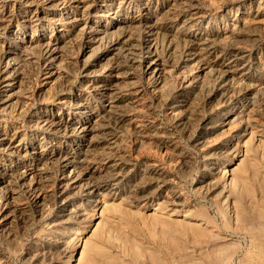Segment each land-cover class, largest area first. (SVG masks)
Wrapping results in <instances>:
<instances>
[{
  "label": "rangeland",
  "instance_id": "rangeland-1",
  "mask_svg": "<svg viewBox=\"0 0 264 264\" xmlns=\"http://www.w3.org/2000/svg\"><path fill=\"white\" fill-rule=\"evenodd\" d=\"M40 1L0 0L11 11L0 57L30 40L9 79L22 78L25 106L0 109V206L18 227L0 218V264H29L32 245L48 249L41 264H242L257 253L264 0ZM67 196L73 223L55 228Z\"/></svg>",
  "mask_w": 264,
  "mask_h": 264
},
{
  "label": "bare ground",
  "instance_id": "bare-ground-1",
  "mask_svg": "<svg viewBox=\"0 0 264 264\" xmlns=\"http://www.w3.org/2000/svg\"><path fill=\"white\" fill-rule=\"evenodd\" d=\"M40 1V0H39ZM58 1V0H57ZM63 1V0H62ZM65 1V0H64ZM63 1V2H64ZM36 2V1H35ZM41 2V1H40ZM45 2V1H44ZM52 2V1H51ZM54 2V1H53ZM59 2V1H58ZM67 2V1H66ZM70 2V1H69ZM82 2V1H81ZM12 3V2H11ZM21 3V2H20ZM24 3V2H23ZM61 3V2H60ZM72 3V2H71ZM76 3V2H75ZM8 4H10L9 2H8ZM7 4V5H8ZM80 4V3H79ZM4 5H5V3H4ZM6 5V6H7ZM20 5V4H19ZM22 5V4H21ZM54 5V4H53ZM60 5V4H59ZM63 5V4H62ZM11 6V5H10ZM35 6V5H34ZM43 6V5H42ZM68 6V5H67ZM19 7V6H18ZM26 7V6H25ZM36 7V6H35ZM20 8V7H19ZM33 8V7H32ZM61 8H63V7H61ZM73 8H74V6H73ZM21 9V8H20ZM18 11H19V9H17ZM53 10V9H52ZM16 11V10H15ZM24 11V10H23ZM47 11V10H46ZM11 12V11H10ZM10 12L8 11H6L5 13H4V11H2V9H1V7H0V32L1 31H3L4 29H6L7 28V23L9 22V21H11V19H10ZM22 12V11H21ZM40 12V11H39ZM70 13V12H69ZM34 14V13H33ZM45 15H46V13H44ZM26 15V14H25ZM70 15V14H69ZM29 16H31V14L29 15ZM44 16V15H43ZM68 16V15H67ZM72 16V15H71ZM75 16V15H74ZM20 17V16H19ZM32 17V16H31ZM35 17V16H34ZM73 17V16H72ZM77 17V16H76ZM21 18H22V16H21ZM69 18V17H68ZM28 19V18H27ZM27 19H26V23H27ZM31 19H33V18H31ZM77 19V18H76ZM34 20V19H33ZM31 21V20H30ZM34 22V21H33ZM69 22V21H68ZM14 23V22H13ZM29 23V22H28ZM15 24V23H14ZM33 24V23H32ZM31 25V24H30ZM74 26V25H73ZM23 27V26H22ZM95 27V26H94ZM19 28V27H18ZM93 28V27H92ZM10 29V28H9ZM21 32V31H20ZM24 34V33H23ZM96 35V34H95ZM13 37V36H12ZM16 37V36H15ZM26 37V34L24 35V38ZM23 38V37H22ZM89 38V37H88ZM14 39V38H13ZM17 39H18V37H17ZM16 39V40H17ZM30 40H22V39H19V40H17V42L15 43V44H10V43H7V44H5L6 46H5V49H4V51H3V55L0 57V58H2V57H7V62H5L2 66H1V70H2V81H3V83L5 82V84H3V85H1L0 87H1V89H0V109L2 110V111H4V112H10V113H14V112H16L17 110H18V113H19V111H20V109H22V107L23 106H25V100H24V94H23V90H21L19 87H20V84H21V82H22V78L21 77H16V78H14V82H13V79H12V82L11 81H9V79H10V75H12V73H13V71H14V69H16V66L18 65L17 64V62L15 61L16 59H19L20 58V56H22V55H24L23 54V52L24 51H26L27 50V47L28 46H26V45H28V43H30L29 42ZM6 43V42H5ZM25 43H27L26 45H25ZM49 43V42H48ZM51 43V42H50ZM50 43H49V45H50ZM44 44V43H43ZM46 44V43H45ZM52 44V43H51ZM47 45V44H46ZM48 46V45H47ZM45 47V46H44ZM46 48V47H45ZM49 48H51V47H49ZM103 49V48H102ZM48 52V51H47ZM99 52H100V50H99ZM160 61V60H159ZM236 61V60H235ZM149 62V61H148ZM19 63V62H18ZM15 64H17L16 66H15ZM150 66V65H149ZM19 67V66H18ZM13 68V69H12ZM149 68V67H148ZM145 69H147V68H145ZM157 69V68H156ZM154 70V69H153ZM16 71V70H15ZM152 71V70H151ZM17 72V71H16ZM183 73V72H182ZM186 73V72H185ZM12 77V76H11ZM158 77V76H157ZM185 75H182L181 76V78L184 80L185 78ZM226 77V76H225ZM191 78V77H190ZM152 80V79H151ZM158 80V79H157ZM181 80V79H180ZM186 83V82H185ZM159 84V83H158ZM112 87V86H111ZM19 88V89H18ZM131 93V92H130ZM120 94V93H119ZM130 97V96H129ZM26 98V97H25ZM132 98V97H131ZM117 103V102H116ZM31 106H33V105H31ZM180 107V106H179ZM24 108V107H23ZM26 108V107H25ZM179 110V109H178ZM187 111V110H186ZM36 112H37V110H36ZM9 113V114H10ZM17 113V114H18ZM21 113V112H20ZM172 113V112H171ZM234 113V112H233ZM4 114V113H3ZM42 114V113H41ZM174 114H175V112H174ZM178 114V113H177ZM229 114V111H227L226 112V114L225 115H228ZM36 115H37V113H36ZM188 115V114H187ZM38 116V115H37ZM40 116V115H39ZM230 116V115H229ZM233 116V115H232ZM174 117V122H175V124H177V125H179V126H182L183 125V122H184V120L181 122V117H180V115H177V116H173ZM186 117H188V116H186ZM224 117V116H223ZM39 118V117H38ZM231 118V117H230ZM36 119V118H35ZM186 119V118H185ZM229 119V118H228ZM232 119V118H231ZM36 121V120H35ZM85 121V120H84ZM92 122V121H91ZM222 123V122H221ZM92 125V124H91ZM203 126H205V125H203ZM0 127H2V126H0ZM89 127V126H88ZM207 127V126H206ZM83 128H84V126H83ZM197 129V128H196ZM203 129V128H202ZM3 130V129H2ZM88 130V129H87ZM198 130V129H197ZM200 130V129H199ZM1 131V130H0ZM205 131V130H204ZM85 132V131H84ZM94 132V131H93ZM5 137V136H4ZM4 139V138H3ZM1 140V139H0ZM108 142V141H107ZM102 143V142H101ZM109 143H111V142H109ZM110 145V144H109ZM107 148V147H106ZM106 150V149H105ZM108 153V152H107ZM106 153V154H107ZM112 153V152H111ZM86 154V153H85ZM103 154V153H102ZM117 155V154H116ZM82 156V155H81ZM114 156V155H113ZM118 156V155H117ZM116 156V157H117ZM107 158V157H106ZM113 158V157H112ZM114 159H115V157H114ZM124 159V158H123ZM118 160V159H117ZM113 161V160H112ZM122 161V160H121ZM111 162V161H110ZM116 162V161H115ZM228 162H232V158L228 161ZM113 163V162H112ZM111 164V163H110ZM115 164V163H114ZM116 164H117V162H116ZM159 164V163H158ZM208 164V163H207ZM71 165V164H70ZM122 165V164H121ZM213 165V164H212ZM67 165L65 164V167H64V169H62V177H67L68 176V171H69V168H68V166L66 167ZM111 166V165H110ZM114 166V165H113ZM123 166V165H122ZM121 166V167H122ZM159 166V165H158ZM214 166H216L215 164H214ZM101 167V166H100ZM119 167V166H118ZM128 167V166H127ZM99 168V167H98ZM110 168V167H109ZM163 168V167H162ZM115 169V168H114ZM121 169V168H120ZM154 169H156V168H154ZM157 169H161V168H157ZM213 169V168H212ZM216 169V168H215ZM99 170V169H98ZM105 170V169H104ZM113 170V169H112ZM111 170V171H112ZM118 171V170H117ZM123 171H124V169H123ZM125 171H127V170H125ZM158 171H160V170H158ZM74 172V171H73ZM100 172V171H99ZM98 172V173H99ZM103 172V171H102ZM101 172V173H102ZM106 172V171H105ZM156 172V171H155ZM207 172V171H206ZM101 173H99V174H101ZM159 173V172H158ZM27 174V173H26ZM107 174V173H106ZM110 174V173H109ZM208 174V173H207ZM30 175V174H29ZM85 175H88V174H85ZM122 175V174H121ZM155 175H157V174H155ZM99 176V175H98ZM101 176V175H100ZM111 176V175H110ZM113 176V175H112ZM135 176V175H134ZM154 176V175H153ZM152 176V177H153ZM160 176V175H159ZM208 176V175H207ZM211 176V175H210ZM93 177V176H92ZM96 177H97V175H96ZM122 177V176H121ZM162 178V177H161ZM74 179V178H73ZM86 179V178H85ZM99 179H100V177H99ZM128 179V178H127ZM2 179H0V198H3L4 196L2 195V181H1ZM25 180V179H24ZM92 180H93V178H92ZM116 180H118V179H116ZM126 180V179H125ZM150 180V179H149ZM207 180V179H206ZM23 181V180H22ZM26 181V180H25ZM28 181V180H27ZM27 181H26V183L24 182V184H23V187L25 188V189H23V190H30L31 191V186H29V184L30 183H28L27 184ZM62 181H64V180H62ZM80 181V180H79ZM84 181V180H83ZM119 181V180H118ZM205 181V180H204ZM28 182H30V180L28 181ZM74 182L75 181H72V184H74ZM81 182H82V180H81ZM158 182V181H157ZM156 182V183H157ZM161 182V181H160ZM23 183V182H22ZM91 183V182H90ZM115 183V182H114ZM139 183V182H138ZM155 183V182H154ZM205 183V182H204ZM64 184V183H63ZM76 184V183H75ZM97 184V183H96ZM95 184V186L93 185V187H94V189H92L91 187H89L88 186V189H82V194H83V196L85 195V196H89V195H92V194H94L95 193V191L98 189V186ZM101 184V183H100ZM197 184V183H196ZM210 184V183H209ZM2 185V186H1ZM8 185V184H7ZM21 185V184H20ZM85 185V184H84ZM156 185V184H155ZM202 185V184H201ZM203 185H205V184H203ZM64 186V185H63ZM79 186V185H78ZM112 186V185H111ZM137 186V185H136ZM136 186H134V187H136ZM200 186V185H199ZM210 186V185H209ZM214 186V185H213ZM38 187V186H37ZM37 187H34V188H32L33 190H35V192H37V190L38 189H36ZM39 187H41L40 185H39ZM156 187V186H155ZM204 187V186H203ZM77 188V187H76ZM80 188V187H79ZM110 188V187H109ZM132 188H133V185H132ZM142 188V187H141ZM205 188H207V186H205ZM10 189H11V187H10ZM46 189V188H45ZM113 189V188H112ZM217 189H219V188H217ZM42 190V189H41ZM65 190H67V189H63V191H62V195L65 193ZM79 190V189H78ZM129 190H130V188H129ZM137 190V189H136ZM216 190V189H215ZM40 191V190H39ZM43 191V190H42ZM103 191H105V190H103ZM108 191V190H107ZM111 191V190H110ZM133 191H134V189H133ZM142 191V190H141ZM48 192V191H47ZM68 192V191H67ZM97 192V191H96ZM98 192H100V191H98ZM129 192V191H128ZM214 192V191H213ZM4 193V192H3ZM32 193V192H31ZM107 193V192H106ZM109 193V192H108ZM131 193H133L132 191H131ZM136 193V192H135ZM212 193V192H211ZM5 194V193H4ZM21 194V193H20ZM28 194V193H27ZM37 194V195H36ZM35 194V196H36V199L34 198V199H32L34 202H35V204H36V206L38 207V211H39V215H40V217H44V215H45V213H46V211H47V209H46V205L44 206V202L45 201H43L41 198H40V195L38 194V192ZM41 194V193H40ZM69 194V193H68ZM71 194V193H70ZM75 194V193H74ZM128 194V193H127ZM224 194V193H223ZM227 194V193H226ZM12 195H14V194H11V197H12ZM225 195V194H224ZM21 196V195H20ZM48 196V195H47ZM64 196V195H63ZM175 196V195H174ZM209 196V195H208ZM14 197H16V194L14 195ZM14 197H12V198H14ZM59 197H61V196H59ZM163 197V196H162ZM224 197V196H223ZM11 198V199H12ZM39 198H40V200H39ZM134 198V197H133ZM132 198V199H133ZM136 198V197H135ZM177 198H179V197H177ZM6 199H8V198H6ZM44 199V198H43ZM59 199V198H58ZM91 199V198H90ZM223 199V198H222ZM43 202H42V201ZM46 200V199H45ZM61 200V199H60ZM134 200V199H133ZM172 200V199H171ZM176 200V199H175ZM228 199L226 198V201H227ZM231 200V199H230ZM8 201H10L8 204H10V203H12L11 202V200H8ZM4 202H6V201H4ZM40 203V204H39ZM46 203V202H45ZM2 205V204H1ZM5 205V204H4ZM8 207V206H7ZM71 208H74V207H71ZM13 211H15V210H13ZM11 209H8V208H6V207H2V206H0V218L2 219L1 220V222L3 223V226H5L6 227V224L7 225H12L13 224V230L16 232V230L18 231V227L16 226V220H15V213L13 212ZM74 213H75V211H74ZM74 213H71V211H70V197L69 196H67V197H65L64 198V200H63V203L61 204V206H60V208H59V210H58V212L52 217V219H51V221L50 222H52V225L55 227V228H59V227H67V226H70L72 223H73V216H74ZM76 214H77V212H76ZM28 216V215H27ZM75 217V216H74ZM81 217V216H80ZM79 217V218H80ZM23 218V217H22ZM29 218V217H28ZM32 219V218H31ZM247 220V219H246ZM23 221H24V219H23ZM28 221V220H27ZM21 222V221H20ZM19 222V223H20ZM30 222V221H29ZM49 222V223H50ZM18 223V224H19ZM24 223V222H23ZM25 224H26V222H25ZM20 225H22V224H20ZM19 225V226H20ZM47 225V224H46ZM11 227V226H10ZM21 227V226H20ZM23 228H24V226H23ZM69 228H71V227H69ZM74 228V227H73ZM3 229H4V227H3ZM8 229H10L9 227H8ZM11 229V230H12ZM65 229V228H64ZM24 230V229H23ZM22 230V231H23ZM26 230V229H25ZM10 231V230H9ZM2 232V231H1ZM5 232V231H4ZM21 232V231H20ZM24 232V231H23ZM22 232V233H23ZM14 233H12V235H13ZM50 234V233H49ZM48 234V232L46 233H43V236H44V238H43V241L47 244L49 241L48 240H46V235H49ZM68 234V233H67ZM252 234V233H251ZM8 235V234H7ZM11 235V236H12ZM15 235V237L12 239V240H10L9 242H8V245L12 248V249H14V250H16V249H18L19 247H20V245L22 244V239H20L19 237H18V235L17 234H14ZM10 235H9V237H11ZM28 237V236H27ZM52 237V236H51ZM50 237V238H51ZM254 245H255V248L257 249V253L256 252H252V253H250V254H246V257H245V259H243V262H242V264H264V230L263 231H260L259 233H257V234H255L254 236ZM37 240H38V238H37ZM39 241V240H38ZM253 244V243H252ZM3 245V244H2ZM47 246V245H46ZM7 247V246H6ZM48 248V247H47ZM88 248L91 250V248H92V245H88ZM4 250V249H3ZM48 252V249L46 250L45 249V247H43V246H30L29 248H28V253H27V261H28V263L29 264H41L42 263V261L40 262V259L42 258V257H44L46 254H48L47 253ZM8 253V252H7ZM15 253V252H14ZM1 255H2V248L0 247V257H1ZM244 257V256H243ZM7 258V257H6ZM43 259V258H42ZM226 259V258H225ZM229 259H231V257H229L227 260H229ZM241 260V259H240ZM242 261V260H241ZM230 263V262H229ZM241 263V262H240ZM226 264H228V262L226 263Z\"/></svg>",
  "mask_w": 264,
  "mask_h": 264
}]
</instances>
